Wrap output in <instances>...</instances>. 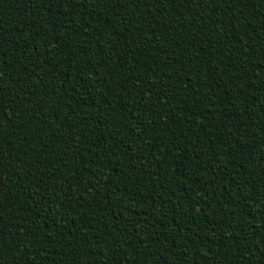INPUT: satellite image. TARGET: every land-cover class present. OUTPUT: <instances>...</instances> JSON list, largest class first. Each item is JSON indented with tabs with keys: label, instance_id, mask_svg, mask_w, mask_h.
Returning <instances> with one entry per match:
<instances>
[{
	"label": "trees",
	"instance_id": "trees-1",
	"mask_svg": "<svg viewBox=\"0 0 264 264\" xmlns=\"http://www.w3.org/2000/svg\"><path fill=\"white\" fill-rule=\"evenodd\" d=\"M0 264H264V0H0Z\"/></svg>",
	"mask_w": 264,
	"mask_h": 264
}]
</instances>
